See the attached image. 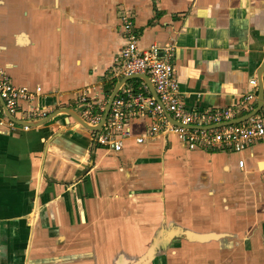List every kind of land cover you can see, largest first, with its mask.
<instances>
[{
	"label": "crops",
	"instance_id": "crops-1",
	"mask_svg": "<svg viewBox=\"0 0 264 264\" xmlns=\"http://www.w3.org/2000/svg\"><path fill=\"white\" fill-rule=\"evenodd\" d=\"M121 6L140 47H175L187 108L233 106L252 89L264 0H0V67L15 85L40 86L33 104L49 112L78 106L85 87L107 101V85L125 76ZM139 80L124 86L139 89ZM151 122L130 120L119 151L82 127L53 137L47 124H0V264H264V141L239 153L188 149L165 129L135 142ZM175 227L222 235L174 237L177 253L168 244L153 255Z\"/></svg>",
	"mask_w": 264,
	"mask_h": 264
},
{
	"label": "built area",
	"instance_id": "built-area-1",
	"mask_svg": "<svg viewBox=\"0 0 264 264\" xmlns=\"http://www.w3.org/2000/svg\"><path fill=\"white\" fill-rule=\"evenodd\" d=\"M118 31L122 36L119 53L122 73L126 76L146 74L153 83L159 100L152 97L144 82L139 89L132 85L123 86L111 102L105 124L99 131L91 134V139L96 144L119 151L125 138L129 137V121L146 114L151 116L152 122L144 134L134 138L137 143L143 142L145 138H155L165 129L173 132L188 149L210 148L239 153L264 141V105L245 120L227 123L254 108L256 78L249 80L252 89L236 105L202 111L189 109L180 96L175 77V47L171 43H152L147 47H140L139 35L133 27L132 12L125 6L118 9ZM90 91V87H85L77 100L78 105H84L82 116L95 123L100 120L106 101L91 97ZM42 93L40 86L31 89L13 84L0 67V97L12 115L24 119L47 116L49 111L33 104ZM24 103L28 106L24 107ZM165 111L177 124L169 122ZM19 112L22 116H18ZM5 121L13 124L7 118L1 119L0 124H5ZM237 164L243 170L244 159H239Z\"/></svg>",
	"mask_w": 264,
	"mask_h": 264
},
{
	"label": "water",
	"instance_id": "water-1",
	"mask_svg": "<svg viewBox=\"0 0 264 264\" xmlns=\"http://www.w3.org/2000/svg\"><path fill=\"white\" fill-rule=\"evenodd\" d=\"M256 81H257V93H256V99H255V106L254 108L239 116L236 117L234 119H232L231 121H228L227 123H237L240 122L242 120H245L246 118H248L251 115H254L255 113H257L260 108L264 105V57L261 61V63L259 64L258 68H257V72H256ZM134 78H138L141 79L148 87L150 94L152 95V97H154L157 101L158 96L154 90V86L153 83L151 82V80L149 79V77L144 74V73H138V74H132L129 76H124L123 78H121L120 80H118L112 90L110 91L104 110L102 112L101 118L98 122L92 123L88 120H86L82 114L81 111L82 109H84V105L80 104L76 107L70 108V107H66V106H62L54 111H51L47 116L44 117H39V118H29V119H24V118H18L14 115H12L7 108L4 105L3 100L0 97V105H1V110L3 115L12 123L19 125V126H24V127H37V126H41L43 124H47L48 126H50L52 128V136L53 137H57V136H61L64 132H66L67 130H69L70 128H72L73 126L75 127H82L85 128L87 130L90 131V133L92 134L93 132H97L101 129V127L105 124L106 121V117L107 114L109 112V108L111 105V102L113 100V98L115 97V95L117 94V92L124 86V84L131 79ZM63 115H68V120L66 122V125L61 128H56L54 122H56L57 120L60 119V116ZM165 115L166 117L169 119H172L171 115L165 111ZM70 117V118H69ZM71 119V120H70ZM173 120V119H172ZM61 124V123H60ZM177 124V123H175ZM175 231L171 234H164L161 232V234H163V236L161 235V237H159V240L156 241V243H154L155 247L157 250H160L162 248H165L166 246V241L170 238H178V237H182L185 238L186 240L189 241H196V242H205L207 240L210 239H218L219 236H221V233H213V232H207V233H203V232H196L187 228H183V227H175L174 228ZM153 245V246H154Z\"/></svg>",
	"mask_w": 264,
	"mask_h": 264
},
{
	"label": "flooded vegetation",
	"instance_id": "flooded-vegetation-1",
	"mask_svg": "<svg viewBox=\"0 0 264 264\" xmlns=\"http://www.w3.org/2000/svg\"><path fill=\"white\" fill-rule=\"evenodd\" d=\"M171 240H172V239L170 238V239H168V240L166 241V246L169 244V245H168V246H169V249H168V250H170V252H171V250L174 251V254H175V253H177L178 250H180V249L182 248V243H181L180 240H179V241H175V242H171ZM170 243H171V244H170ZM166 246H165V247H166ZM160 250H163V248L160 249ZM156 251H158V250L156 249L155 245L152 246V254H153V255H155V252H156ZM114 263H115V262H114ZM116 263L119 264V263H121V261H120V260H119V261L116 260ZM116 263H115V264H116ZM153 263H154V262H153Z\"/></svg>",
	"mask_w": 264,
	"mask_h": 264
},
{
	"label": "trees",
	"instance_id": "trees-1",
	"mask_svg": "<svg viewBox=\"0 0 264 264\" xmlns=\"http://www.w3.org/2000/svg\"><path fill=\"white\" fill-rule=\"evenodd\" d=\"M132 81L131 82H136V81H140L139 79H137V78H135V79H131ZM114 82V81H113ZM113 85V83H111V84H109V85H107V87L105 88V91H106V93H110V91H111V89H112V86Z\"/></svg>",
	"mask_w": 264,
	"mask_h": 264
}]
</instances>
